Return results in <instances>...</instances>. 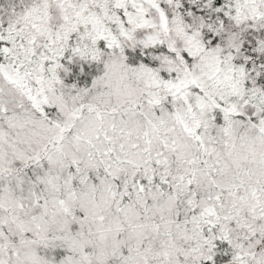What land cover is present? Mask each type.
<instances>
[{
  "label": "snow or ice",
  "instance_id": "obj_1",
  "mask_svg": "<svg viewBox=\"0 0 264 264\" xmlns=\"http://www.w3.org/2000/svg\"><path fill=\"white\" fill-rule=\"evenodd\" d=\"M0 264H264V0H0Z\"/></svg>",
  "mask_w": 264,
  "mask_h": 264
}]
</instances>
